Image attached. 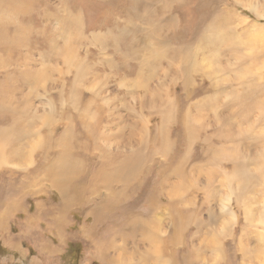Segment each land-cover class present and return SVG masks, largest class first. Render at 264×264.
Listing matches in <instances>:
<instances>
[{
    "label": "rangeland",
    "instance_id": "rangeland-1",
    "mask_svg": "<svg viewBox=\"0 0 264 264\" xmlns=\"http://www.w3.org/2000/svg\"><path fill=\"white\" fill-rule=\"evenodd\" d=\"M159 263L264 264V0H0V264Z\"/></svg>",
    "mask_w": 264,
    "mask_h": 264
},
{
    "label": "bare ground",
    "instance_id": "bare-ground-1",
    "mask_svg": "<svg viewBox=\"0 0 264 264\" xmlns=\"http://www.w3.org/2000/svg\"><path fill=\"white\" fill-rule=\"evenodd\" d=\"M20 2H21V0H20ZM8 5H11V3L10 2H8L7 3V5L6 6H8ZM9 8H10V6H9ZM260 15V14H259ZM78 19V18H77ZM214 39H216V38H214ZM211 43H213V41H211ZM29 73V72H28ZM211 109V108H210ZM202 127V126H201ZM160 264V263H159Z\"/></svg>",
    "mask_w": 264,
    "mask_h": 264
}]
</instances>
